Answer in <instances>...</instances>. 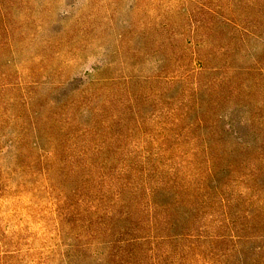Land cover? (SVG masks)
<instances>
[{
	"label": "rangeland",
	"instance_id": "374dc122",
	"mask_svg": "<svg viewBox=\"0 0 264 264\" xmlns=\"http://www.w3.org/2000/svg\"><path fill=\"white\" fill-rule=\"evenodd\" d=\"M261 143L264 0H0V264H264V191L232 189L256 218L226 258L159 236L129 259L95 199L106 170L195 181Z\"/></svg>",
	"mask_w": 264,
	"mask_h": 264
},
{
	"label": "trees",
	"instance_id": "16d2710c",
	"mask_svg": "<svg viewBox=\"0 0 264 264\" xmlns=\"http://www.w3.org/2000/svg\"><path fill=\"white\" fill-rule=\"evenodd\" d=\"M253 151L254 156L242 151L228 154L232 161L225 171L221 164L226 156L207 151L210 155L205 160L206 166L200 167L195 181L181 179L178 174L162 176L153 165L149 173L127 165L121 173L114 170L115 180L111 185L106 184L105 179L112 173L104 171L99 194L95 196L102 207L97 208H101L104 215L115 213L120 221L128 222L114 241L117 250L126 253L129 259L135 258L141 245L160 236L182 241L184 257L211 244V256L226 258L231 249L225 245L233 242V248L238 249L242 241L249 243V237L242 232L253 227L256 213L244 210L242 203L247 198L232 189L245 185V190L252 193L264 191V144ZM148 163L151 165L149 158L143 165ZM158 197L168 200L160 203ZM136 209L139 215L134 213ZM159 233L166 235L162 237ZM240 252L244 254L245 248Z\"/></svg>",
	"mask_w": 264,
	"mask_h": 264
}]
</instances>
